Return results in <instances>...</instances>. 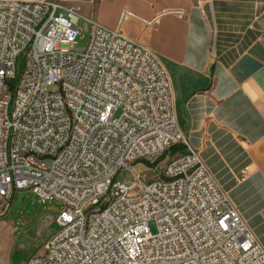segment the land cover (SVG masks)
Segmentation results:
<instances>
[{
  "label": "built area",
  "instance_id": "1",
  "mask_svg": "<svg viewBox=\"0 0 264 264\" xmlns=\"http://www.w3.org/2000/svg\"><path fill=\"white\" fill-rule=\"evenodd\" d=\"M131 18L152 24L128 11L117 24ZM178 145L153 180L130 170L156 168ZM26 190L61 211L22 264H264L180 132L157 57L60 0H0V197Z\"/></svg>",
  "mask_w": 264,
  "mask_h": 264
},
{
  "label": "crops",
  "instance_id": "2",
  "mask_svg": "<svg viewBox=\"0 0 264 264\" xmlns=\"http://www.w3.org/2000/svg\"><path fill=\"white\" fill-rule=\"evenodd\" d=\"M60 2L157 57L180 132L264 248V0Z\"/></svg>",
  "mask_w": 264,
  "mask_h": 264
},
{
  "label": "rangeland",
  "instance_id": "3",
  "mask_svg": "<svg viewBox=\"0 0 264 264\" xmlns=\"http://www.w3.org/2000/svg\"><path fill=\"white\" fill-rule=\"evenodd\" d=\"M80 30L76 37V47L82 48L88 39V27L84 19L77 21ZM55 90V87H50ZM171 152L160 161L156 168L146 166L140 162L130 166L133 174L143 182L153 180L159 176L165 164L171 158ZM130 179L126 170L116 176L119 182ZM7 204V207H5ZM61 207L57 202L39 203L29 191L14 193L9 201L0 197V250L1 264H22L50 235L55 232L54 219L60 213ZM154 233V227L149 225Z\"/></svg>",
  "mask_w": 264,
  "mask_h": 264
},
{
  "label": "trees",
  "instance_id": "4",
  "mask_svg": "<svg viewBox=\"0 0 264 264\" xmlns=\"http://www.w3.org/2000/svg\"><path fill=\"white\" fill-rule=\"evenodd\" d=\"M182 149V147L180 145L178 146H173L169 149V152H171V154H175L176 152L180 151Z\"/></svg>",
  "mask_w": 264,
  "mask_h": 264
}]
</instances>
